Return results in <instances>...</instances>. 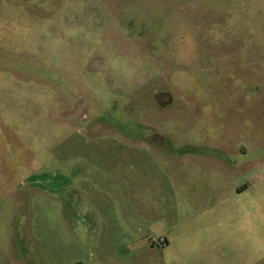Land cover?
Masks as SVG:
<instances>
[{
    "label": "rangeland",
    "instance_id": "374dc122",
    "mask_svg": "<svg viewBox=\"0 0 264 264\" xmlns=\"http://www.w3.org/2000/svg\"><path fill=\"white\" fill-rule=\"evenodd\" d=\"M0 264H264V0H0Z\"/></svg>",
    "mask_w": 264,
    "mask_h": 264
}]
</instances>
